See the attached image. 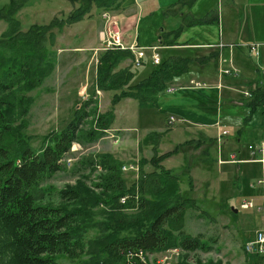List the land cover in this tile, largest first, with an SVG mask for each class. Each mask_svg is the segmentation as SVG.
Returning a JSON list of instances; mask_svg holds the SVG:
<instances>
[{
    "label": "rangeland",
    "instance_id": "obj_1",
    "mask_svg": "<svg viewBox=\"0 0 264 264\" xmlns=\"http://www.w3.org/2000/svg\"><path fill=\"white\" fill-rule=\"evenodd\" d=\"M122 1L124 8L112 11L126 30L127 37L131 40L138 37L137 43L142 48L161 47L158 52L162 60L170 56L195 57L203 48L211 49L210 46L223 44L225 48L221 53L226 62L218 60L184 75L178 85H185V88L178 87L175 93L160 94L156 105H141L128 100L113 109V93H104L94 87L97 68L93 58L102 47V11L93 9L91 17L66 27L51 47L56 56L54 72L40 88L29 93L34 104L21 125L22 136L39 149L47 136L61 131L68 124L77 105L79 108L91 98L98 114L112 110L114 119L108 136L90 143L82 135V142L76 143L64 160L66 169L44 181L33 193L44 204L56 206L61 202V191L68 187L81 188L88 202L98 203L94 207L87 206L93 214L85 223L87 240L95 239L101 236L100 230L104 227L98 224H107L106 207L101 202L104 190L100 188L105 173L97 165L101 157H115L121 161V166L135 167L136 170L122 172L127 187H130L138 181L142 171L149 173L154 170L150 164L142 167L143 162L155 155L170 153L163 166L175 174L189 170L194 187L189 190L183 180V194L194 198L199 207L198 210L186 211L185 232L192 237L202 236L205 243L217 241L212 243L214 249L210 253L178 251L180 256H173L171 264L193 261H199V264H264V254L256 255L244 250L259 232L264 233L263 189L258 185L261 167L257 164L233 166L218 163V160L229 161L233 154L238 155L239 160L247 158L248 145L264 140V107L245 126L249 109L233 103L247 99L245 93H251L262 77L259 70L264 65V0H197L188 11L197 18L217 13L219 23L185 29L178 40L180 48L162 47L160 43L163 33L180 26L179 17L164 15L166 9L178 0ZM9 2L0 0V7ZM74 8L67 0H29L18 12L17 19L27 31L33 25H48L56 17L65 19ZM6 30L7 24L0 20V36ZM231 40H235L233 49L229 45ZM249 45L258 47L259 57H254L249 48L244 47ZM100 54L98 51L97 55ZM147 54L140 68L132 66L131 60L121 65V68L126 67L125 63L132 67L134 85L147 78L156 67L150 58L151 52ZM230 61L239 70L238 76L221 74V68L230 66ZM191 80L204 81L211 88L193 89L189 84ZM219 85L221 89L217 88ZM85 87L89 95L86 100L82 96ZM97 89L102 92L99 100L94 98ZM93 92L95 95L91 96ZM171 117L176 119L173 125L168 123ZM92 124L93 120H90L85 130H90ZM17 125L20 121L16 122ZM225 131L228 135L219 143L217 138ZM197 142L210 144L205 155L202 149L194 148L193 144ZM68 159L71 160L69 166ZM128 197V201L133 200L138 206V192ZM243 201H251L254 207L243 209ZM232 208L238 213L233 215ZM125 213H137V207L126 209ZM166 256L167 251L148 254L147 261L157 264ZM58 263L81 264V260L59 255Z\"/></svg>",
    "mask_w": 264,
    "mask_h": 264
},
{
    "label": "trees",
    "instance_id": "obj_2",
    "mask_svg": "<svg viewBox=\"0 0 264 264\" xmlns=\"http://www.w3.org/2000/svg\"><path fill=\"white\" fill-rule=\"evenodd\" d=\"M28 1L10 0L0 7V20L7 24V30L0 36V264H59V255L79 259L81 264H150L147 256L144 259L138 253L152 255L170 249L185 253L213 251L212 243L216 240L205 243L202 236L192 237L185 232L186 211L199 207L194 198L183 194V180L189 190L194 187L189 170L175 174L163 166L170 153L143 162L142 167L150 164L154 170L142 171L130 187L122 174L121 161L108 155L101 157L97 165L105 173L100 188L104 190L101 202L106 207L107 224H98L104 227L101 236L95 239L87 240L85 223L93 214L87 206L98 203L88 202L81 188L61 191V202L56 206L44 204L35 196V188L66 169L64 159L76 143L82 142V135L90 143L106 136L113 124L114 111L98 114L91 98L79 108L77 105L68 124L47 136L42 146L35 149L20 132L34 104L29 93L40 88L54 72L56 56L51 47L60 32L91 17L93 9L120 11L124 7L122 0H67L75 6L67 18L56 17L48 25H33L24 31L17 15ZM196 1L178 0L166 9V17H179L181 23L162 34V47L179 46L178 40L187 28L219 23L217 13H208L204 18L192 15L188 9ZM210 48H203L195 57L170 56L135 85L132 67L121 68L122 63L133 59L131 52L106 51L99 55L95 85L104 93H113V109L128 100L156 105L159 95L178 85L184 75L219 60V49ZM259 72L262 77L251 97L233 102L234 106L249 109L245 126L264 107V72ZM94 95L93 92L91 96ZM90 120L92 127L85 130ZM17 121L20 125L15 126ZM193 146L202 149L205 155L210 144L197 142ZM137 192L138 206L133 200L121 203L122 197L135 196ZM135 206L137 213H125ZM235 210L232 208V213Z\"/></svg>",
    "mask_w": 264,
    "mask_h": 264
},
{
    "label": "built area",
    "instance_id": "obj_3",
    "mask_svg": "<svg viewBox=\"0 0 264 264\" xmlns=\"http://www.w3.org/2000/svg\"><path fill=\"white\" fill-rule=\"evenodd\" d=\"M102 20H103V29L100 32V40L102 42V47L95 52V55L93 58L95 60L96 66L98 64V55H97L98 51H101V52L130 51L131 54L133 55V65L136 68H140L143 66L148 56L147 52H151L150 58L152 62L155 65H160L161 60H162L158 52L160 50V47L142 48L138 45L137 38L131 40V37H130V39H127V35L124 32L122 25L116 18L113 11H108V10L104 11L102 13ZM234 46L235 45H230V48L233 49ZM219 47L223 49L225 46L221 44ZM245 47L249 48V50L251 51V54L254 57L260 56L257 46L249 45ZM221 62H226L225 60H223L222 56H221ZM261 70L264 71V66L261 67ZM220 72L222 75H227V76H231V75L237 76L239 74V71L232 65V61H230V66L222 67ZM190 86L193 89H208L210 87L206 82L194 81V80L190 82ZM218 88L221 89V86L219 85ZM176 91H177V88L173 86V87L168 88L166 92L175 93ZM82 96H84L83 97L84 100H86V98H89L87 87L84 88ZM101 96H102V92L99 89H97L96 95L94 96V98L99 100ZM245 97L249 98L251 97V94L249 92H246ZM175 122H176V119L174 117H171L169 119L170 124H174ZM226 135H228V132L226 131L222 132V134H219L217 141L219 143H222V138ZM246 151H247V158L239 160L238 155L233 154L231 155L229 161L220 160L219 164L220 165H223V164L235 165L237 163H240V164L260 165L261 178L258 181V185L261 186L263 189V200H264V140L258 143L249 144ZM70 163H71V160L68 159L67 160L68 166L70 165ZM122 170L126 172L128 170H136V169L134 166H124ZM128 200H129L128 196L122 197L121 203L125 205L127 204ZM241 207L243 209L248 210V209H252L254 207V204L251 201H243L241 204ZM245 250L247 253H253L256 255L264 254V233L259 232L255 240L245 246ZM178 251H181V250L172 249V250L167 251L168 256L163 257L161 262L158 261L157 264H171V260L173 256L175 257L180 256ZM138 254L140 257L144 259L146 256L148 257V254H144L143 252H139ZM189 264H198V263L193 261L191 263L189 262Z\"/></svg>",
    "mask_w": 264,
    "mask_h": 264
},
{
    "label": "crops",
    "instance_id": "obj_4",
    "mask_svg": "<svg viewBox=\"0 0 264 264\" xmlns=\"http://www.w3.org/2000/svg\"><path fill=\"white\" fill-rule=\"evenodd\" d=\"M233 43H235V40H231L230 41V43H229V45H232ZM180 47H182V46H175L174 48H180ZM245 47V46H244ZM246 48V47H245ZM124 66H126L127 67V64L125 63L124 64ZM237 69V68H236ZM238 70V69H237ZM239 71V70H238ZM182 82V81H181Z\"/></svg>",
    "mask_w": 264,
    "mask_h": 264
},
{
    "label": "water",
    "instance_id": "obj_5",
    "mask_svg": "<svg viewBox=\"0 0 264 264\" xmlns=\"http://www.w3.org/2000/svg\"><path fill=\"white\" fill-rule=\"evenodd\" d=\"M238 211L237 210H235V213H237Z\"/></svg>",
    "mask_w": 264,
    "mask_h": 264
}]
</instances>
